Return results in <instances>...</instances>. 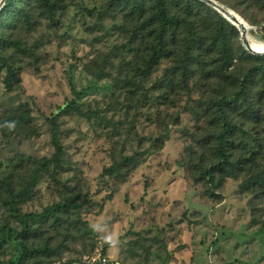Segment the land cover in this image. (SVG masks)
Segmentation results:
<instances>
[{"label": "rangeland", "instance_id": "rangeland-1", "mask_svg": "<svg viewBox=\"0 0 264 264\" xmlns=\"http://www.w3.org/2000/svg\"><path fill=\"white\" fill-rule=\"evenodd\" d=\"M216 1L243 18L251 46L263 51L264 0ZM108 5L63 0L55 22L36 13L34 29L15 31L34 51L16 58L22 82L15 90L6 88L0 70V223L20 227L6 205L2 180L13 174L18 185L29 173L28 158L54 153L48 118L75 99L88 115L59 116L62 165L42 173L20 209L40 212L75 196L86 224L67 222L56 230L45 225L36 242L51 252L31 264L80 259L107 244L106 253L118 264H264L263 188L244 184L257 172L264 175V103L256 100L260 121L235 116L238 136L254 144L255 163L237 177L217 175L212 183L197 167L214 158L219 127L210 115L212 102L231 95L236 78L260 60L240 54L246 49L241 32L227 19L233 58L224 66V56L209 41L198 50L201 62L191 61L188 86L168 88L165 77L175 62L164 58L149 75L138 76L146 48L132 42V22ZM207 12L201 11V29L210 36ZM256 81L255 99L263 87ZM124 156L139 161L125 180L104 173ZM20 253L17 241L9 243L0 248V264L17 261Z\"/></svg>", "mask_w": 264, "mask_h": 264}, {"label": "trees", "instance_id": "trees-1", "mask_svg": "<svg viewBox=\"0 0 264 264\" xmlns=\"http://www.w3.org/2000/svg\"><path fill=\"white\" fill-rule=\"evenodd\" d=\"M62 2L63 0H7L0 9V70L5 71L3 82L8 90H15L22 82L21 67L17 64L16 58L19 54H31L34 51L32 45L15 36V31L22 26L34 29L39 22L38 17L55 22L58 11L63 8ZM108 2L110 8L121 12L127 21L132 22V42L146 48V56L138 68V76L149 75L151 69L162 59L170 58L175 63L166 74L165 84L168 88H174L177 84L188 86L187 82L194 70L191 61L196 59L197 63L201 62L198 50L209 41L211 43L208 45L216 47L224 56L222 58L224 66L225 62L234 56L233 47L226 33V25L231 27L233 25L202 0H108ZM203 8L209 11L207 14L211 25L210 36L205 35L201 29L200 19L206 20L205 15L201 13ZM36 13L38 17H35ZM240 54L259 59L260 62L236 78V87L231 95H220L210 106L212 108L210 115L219 127L214 135V158L205 165L198 164L197 167L202 178L211 183L215 182L217 175L237 177L247 166L257 161L254 144L247 138L238 136L239 125L235 121V116L240 114L243 120H261L262 109L259 102L264 103V55L252 54L244 47L240 49ZM135 68L137 67H133ZM258 78L262 81L263 87L255 99L252 92ZM131 83L138 85L135 80ZM72 91L76 97L82 96V91H77L74 87ZM71 111L88 115L75 99H71L58 107L57 112L48 118L54 153L50 157L28 158L26 165H29V173L18 185L14 182L13 174L2 180L7 198L6 205L20 226L16 227L9 221L0 223V248L13 241H17L20 246L19 258L9 264H31L39 260L43 252L46 254L51 252L47 246L43 247L36 242L45 225L56 230L67 222L72 225L79 223V226L81 222L86 224L81 216L82 203H79L75 196H67L44 207L40 212H22L20 209V204L32 197L42 173L48 172L52 166L62 165L65 150L60 137L62 130L59 116ZM239 149L242 152L234 155ZM138 165L139 161L135 156H124L106 167L104 173L115 174L121 180H125L130 171ZM244 182L246 187L250 185L262 187L261 196L264 195V175L261 172L255 173ZM219 186L220 182L216 187ZM109 246L105 245L103 252H107ZM73 260L78 259H68L65 262Z\"/></svg>", "mask_w": 264, "mask_h": 264}, {"label": "water", "instance_id": "water-1", "mask_svg": "<svg viewBox=\"0 0 264 264\" xmlns=\"http://www.w3.org/2000/svg\"><path fill=\"white\" fill-rule=\"evenodd\" d=\"M7 0H0V9L2 8V6L5 4ZM204 2H206L207 4L211 5L212 7H214L216 10H218L220 13L223 14V16H225L228 20H230L233 24L236 25L238 19L235 16L234 10L225 7L224 5H222L221 3H219L216 0H202ZM240 32H241V38L242 41L246 47V49L252 53L255 54H260V55H264V50L263 51H259L254 49L250 42L249 39L247 38V31L241 30L240 27L238 26ZM250 28H252V26L250 25Z\"/></svg>", "mask_w": 264, "mask_h": 264}, {"label": "built area", "instance_id": "built-area-1", "mask_svg": "<svg viewBox=\"0 0 264 264\" xmlns=\"http://www.w3.org/2000/svg\"><path fill=\"white\" fill-rule=\"evenodd\" d=\"M59 264H118L103 249L97 250L92 254L85 255L81 259L69 262H60Z\"/></svg>", "mask_w": 264, "mask_h": 264}, {"label": "bare ground", "instance_id": "bare-ground-1", "mask_svg": "<svg viewBox=\"0 0 264 264\" xmlns=\"http://www.w3.org/2000/svg\"><path fill=\"white\" fill-rule=\"evenodd\" d=\"M235 12V11H234ZM235 16L237 17L238 21L236 23L237 27L239 26L241 30L246 31L249 27L248 25L245 23V21L243 20L242 17H240L239 15L235 14ZM260 51V50H259Z\"/></svg>", "mask_w": 264, "mask_h": 264}]
</instances>
